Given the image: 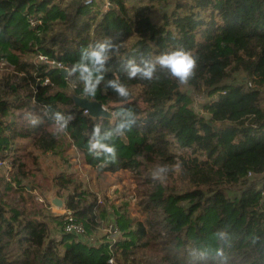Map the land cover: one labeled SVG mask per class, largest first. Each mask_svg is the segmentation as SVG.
<instances>
[{
    "label": "trees",
    "instance_id": "16d2710c",
    "mask_svg": "<svg viewBox=\"0 0 264 264\" xmlns=\"http://www.w3.org/2000/svg\"><path fill=\"white\" fill-rule=\"evenodd\" d=\"M63 2L0 0V59L7 64L0 71V152L14 141L30 145L1 156L11 160L14 186L0 174V264H264V177L248 179V173L264 175V0H109L106 12H93V2L77 9L84 18L74 28L67 25ZM28 17L39 18L41 26L32 30ZM105 38L117 47L110 49L94 97L84 93L79 73L66 79L34 60L42 54L72 66L84 48ZM177 48L198 56L187 84L159 68V79L127 78L128 60L143 66L142 57ZM112 79L129 87L128 100L111 88ZM187 89L217 99L199 112ZM71 94L99 102L112 119L90 118ZM122 109L135 113L137 122L104 141L117 150L116 161L105 163L103 153L89 152V140L96 126L101 136L113 129ZM15 112L23 126L5 121ZM28 112L42 123L31 125ZM53 112L73 117L63 132ZM66 140L85 165H109L98 172L132 174L142 221L130 217L125 202L115 206L105 198L101 206L94 194L70 193L66 209L85 234H96L109 209L114 213L118 238L102 235L91 246L63 231V218L51 215L48 202L34 206L33 192H44L34 178L39 158L63 154ZM158 165L172 169L164 184L151 176ZM24 180L29 184L20 187ZM73 183L61 172L47 191L62 197ZM234 186L239 193L231 198L226 188Z\"/></svg>",
    "mask_w": 264,
    "mask_h": 264
},
{
    "label": "rangeland",
    "instance_id": "374dc122",
    "mask_svg": "<svg viewBox=\"0 0 264 264\" xmlns=\"http://www.w3.org/2000/svg\"><path fill=\"white\" fill-rule=\"evenodd\" d=\"M85 0H67L64 2L66 7H63L65 13V20L69 28H74L79 25L83 18H81L82 14L77 13V9L82 6V3ZM97 3L94 8V11L99 10L101 12H106L110 6L109 0H95ZM105 3H108L109 6L105 8ZM99 6H102L101 9ZM127 9L129 13H131L132 3H127ZM34 60H36L34 58ZM5 61V60H4ZM5 63V62H4ZM7 64H0V71L5 70ZM236 82H241V78L239 77ZM190 92V90L187 89ZM192 98H196L194 93L190 92ZM201 96V95H200ZM204 96V95H202ZM13 100V98H11ZM209 99H205V101H195L194 108L196 111H201V106L208 102ZM17 112L13 113L9 117L5 119L6 122H14L18 127L23 126V122L16 118ZM66 146L69 147V142L66 140ZM30 147L29 142L27 140L14 141L10 145V149L5 152H0V159H6L11 163L9 157H1L5 155H9L11 149H20V150H28ZM178 152V150H176ZM39 170L34 173V178L38 181L44 189V192L41 194L38 190L34 191L32 196H34V206L36 208H42L46 206L48 202V197L52 192H56L55 189L47 191L49 188V184L51 179L57 174L64 172V174L71 175L73 177L74 183L68 188L67 191L62 193V197L65 200V197L75 192L78 197L76 198H89V194H94L96 196L97 202L102 206L104 203V199L113 201L115 206L127 203L126 208L132 219L135 221H142L144 219V214L142 213L136 196L137 185L133 180L132 174L129 171H120L117 173H100L95 168L87 166L84 164L83 157L81 153H78L75 148L69 147V149L65 150L63 154H55L48 153L39 158ZM14 169L12 167V171L9 174V179L11 184L14 186V183L11 181V175L13 174ZM0 174L5 178V171L0 167ZM264 175L261 176H249V180H254L256 182H260L263 180ZM6 179V178H5ZM31 180V178H30ZM30 180H24L20 183V187H24L28 185ZM240 186L227 187V194L231 198H235L238 196ZM57 194V193H56ZM58 196V195H57ZM59 197V196H58ZM49 203V202H48ZM182 206H186V203H182ZM49 210L52 216H60V211H57L49 203ZM114 213L111 209H109L108 217L100 222V225L97 229L96 234H89L88 232L84 237H81L84 240V243L91 246H97L101 241L102 235H109L106 237L107 240L118 238L119 234L117 233V229L113 231L114 225ZM115 228V227H114ZM91 238V240H89Z\"/></svg>",
    "mask_w": 264,
    "mask_h": 264
},
{
    "label": "clouds",
    "instance_id": "9594fccd",
    "mask_svg": "<svg viewBox=\"0 0 264 264\" xmlns=\"http://www.w3.org/2000/svg\"><path fill=\"white\" fill-rule=\"evenodd\" d=\"M116 47L117 45H113L110 39L105 38L95 45L84 48L79 61L67 70L69 78L73 77L75 73H79L76 80L83 84L84 93L94 97L97 86L104 78L102 70L105 63L110 59V49H115ZM141 64L143 66L136 64L132 59L128 60L126 73L129 80L136 79L138 76L142 80L159 79L158 76H155L157 68H159L166 70L170 77L175 78L183 85L187 84L194 76L198 64V56L192 51L177 48L148 59L142 57ZM108 84L122 100L126 101L130 98L131 92L125 83H121L118 79H112L108 81ZM120 115L121 119L115 127L105 132L103 136L100 134L99 126L94 127L92 138L89 140V152L93 155L103 153L105 155V163L116 161L117 150L114 144L105 143L104 141H112L115 136L123 135L125 132L130 131L137 122V116L130 109H122ZM25 118L33 126L42 123V118L32 112L26 113ZM52 118L55 126L61 132L67 128L69 120L73 119L72 116H66L62 112H53ZM103 166L101 165V167ZM180 167V164L175 166V168ZM170 170L172 169L168 165H158L151 172L152 179L164 184L167 181Z\"/></svg>",
    "mask_w": 264,
    "mask_h": 264
},
{
    "label": "built area",
    "instance_id": "2783aa9c",
    "mask_svg": "<svg viewBox=\"0 0 264 264\" xmlns=\"http://www.w3.org/2000/svg\"><path fill=\"white\" fill-rule=\"evenodd\" d=\"M94 1L95 0H85L82 3V5L83 6H90ZM108 6H109V4L105 3V8H107ZM27 22L29 24V27L32 30H37L41 26V21L37 17H28ZM35 59L37 62H39L41 64H44V65L49 66V67H55V68L59 69L60 71L65 70L67 72V70L70 69V67H71L70 65L62 64V63L50 60L49 58H47L46 56H44L42 54H38ZM4 62L5 61L3 59H0V64H6V62L5 63ZM65 78L66 79L69 78L68 72H67V75L65 76ZM47 82L48 81L46 80L45 83H47ZM248 86L252 87V85L250 83H248ZM222 94H224V92ZM195 96H196L195 100L193 98L194 102L195 101H203V100L205 101V99H209V101H214L217 99V95L212 96L210 98H206L202 95L201 96L195 95ZM84 114H86V112H84ZM184 151L188 152V150H184ZM101 165H103V164H98L95 167V169L99 168V170H101V169H105L109 166L108 164H104V166L101 167ZM0 167L2 169H4L5 178L8 182H10L9 174L12 171L11 163L9 161H7L6 159H0ZM249 176H252V173H248V177ZM263 192H264V189H263ZM60 211H61L60 217H62L63 221H64L63 231L67 234H74V235L84 237L85 236V229H84L83 225L74 218L72 211H70L66 208L64 210H60ZM114 227H115V225H113V231H115V229H116ZM89 240H91V238ZM109 263L112 264L111 259L109 260Z\"/></svg>",
    "mask_w": 264,
    "mask_h": 264
},
{
    "label": "water",
    "instance_id": "95a60500",
    "mask_svg": "<svg viewBox=\"0 0 264 264\" xmlns=\"http://www.w3.org/2000/svg\"><path fill=\"white\" fill-rule=\"evenodd\" d=\"M63 76L67 75V72L65 70L60 71ZM70 98L73 101V104L75 107L80 109L83 112H86V114L92 118H105L107 120L112 119L111 113L99 102L89 100L86 97H80L77 95H70ZM48 202L50 205H52L54 208L58 210H64L66 208L65 206V200L63 198H60L57 196L56 192H52L48 197Z\"/></svg>",
    "mask_w": 264,
    "mask_h": 264
},
{
    "label": "crops",
    "instance_id": "0c3cea01",
    "mask_svg": "<svg viewBox=\"0 0 264 264\" xmlns=\"http://www.w3.org/2000/svg\"><path fill=\"white\" fill-rule=\"evenodd\" d=\"M66 1H67V0H64V2H66ZM64 2H63V5H62V9H63V7H66V4H64ZM81 18H84V16L82 15ZM85 18H86V17H85ZM82 20H83V19H82ZM80 23H81V22H80ZM80 23H79V24H80Z\"/></svg>",
    "mask_w": 264,
    "mask_h": 264
},
{
    "label": "bare ground",
    "instance_id": "6f19581e",
    "mask_svg": "<svg viewBox=\"0 0 264 264\" xmlns=\"http://www.w3.org/2000/svg\"><path fill=\"white\" fill-rule=\"evenodd\" d=\"M57 211H60V210H58V209H56ZM61 212V211H60Z\"/></svg>",
    "mask_w": 264,
    "mask_h": 264
}]
</instances>
